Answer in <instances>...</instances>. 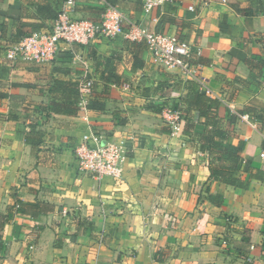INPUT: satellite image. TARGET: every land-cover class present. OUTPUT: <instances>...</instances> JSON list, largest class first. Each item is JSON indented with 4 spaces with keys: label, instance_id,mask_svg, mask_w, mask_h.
Returning <instances> with one entry per match:
<instances>
[{
    "label": "crops",
    "instance_id": "obj_1",
    "mask_svg": "<svg viewBox=\"0 0 264 264\" xmlns=\"http://www.w3.org/2000/svg\"><path fill=\"white\" fill-rule=\"evenodd\" d=\"M43 1L0 0V213L16 200L38 203L13 207L0 230V264H264V68L257 74L248 63L264 59V0H173L150 17L141 0L116 4L199 49L192 61L219 98L222 142L240 147L241 185L210 177L212 167L231 166L209 151L195 105L183 111L191 94L184 80L156 67L143 41L61 43L49 60H8L21 36L51 30L53 20L35 15ZM104 1L74 0L70 16L98 18ZM83 75L93 80L86 112L70 96ZM168 106L183 111L174 135ZM31 123L43 134L36 146L24 139ZM89 127L135 136L120 180L78 170L73 147Z\"/></svg>",
    "mask_w": 264,
    "mask_h": 264
},
{
    "label": "built area",
    "instance_id": "obj_2",
    "mask_svg": "<svg viewBox=\"0 0 264 264\" xmlns=\"http://www.w3.org/2000/svg\"><path fill=\"white\" fill-rule=\"evenodd\" d=\"M172 1L141 0L142 11L144 15L150 17L153 11ZM73 4L74 0H66L49 32L37 31L25 35L8 49L6 58L11 62L17 59L41 62L54 58L61 43L69 46L87 45L101 39H112L122 35L132 41H143L150 54L151 62L156 67L165 71H175L182 80L197 82L206 95L219 99L214 91L203 84L199 76L200 64L192 61L200 51L193 48L187 41L136 22L124 14L117 5L106 1H104L106 8L98 21L72 18L69 10ZM124 86L127 85L124 84ZM92 87L93 80L90 77L83 75L78 80L80 111H87ZM228 112L242 120L248 118V114L238 113L233 108H229ZM181 114V107L168 106L163 109V116L172 135L180 130ZM134 139L135 136L130 135L123 140H118L89 127L81 134L73 147L78 170L96 180L104 177L120 180L123 173L122 162L127 155L129 143ZM260 156H264V151L260 153Z\"/></svg>",
    "mask_w": 264,
    "mask_h": 264
},
{
    "label": "trees",
    "instance_id": "obj_3",
    "mask_svg": "<svg viewBox=\"0 0 264 264\" xmlns=\"http://www.w3.org/2000/svg\"><path fill=\"white\" fill-rule=\"evenodd\" d=\"M31 2L32 1H30L29 3ZM45 2L46 0H44L43 2L35 3L37 4L35 15L36 17H40L43 19L45 18L51 19L54 21L58 17V14L60 13L62 7L60 8L53 7L52 5H49L48 3H45ZM106 2L112 5H116L118 0H106ZM105 8H106V5H103L98 18H94L91 20L98 21L101 18V14L104 12ZM236 9L239 10V8L237 7ZM24 36L25 34L21 36V38ZM255 60H256V65H253L252 63L254 62V59L248 60V63H249V67L251 68V70L253 69L255 73L258 74L260 73L261 68H264V59L257 58ZM184 84L187 88H189V90H191V94L190 95L185 94L183 96V101L187 104V106L183 109V111H186V109L189 108L188 105L190 104L195 105V107L198 110V114L204 117L205 124L209 126V129L207 130L205 134V137L209 139V141H211V144L209 146V151L216 153L215 159L219 162V164H223L227 162L229 166H231V169L229 167L225 171H223L222 169L218 170L212 167L211 172H210V177L219 179L222 182L227 183V184L241 185L242 183L241 179H239V177L235 175V169L239 170L241 166V162H242V158L239 154L240 147L238 145H233L228 142H222V140L226 138L227 131L223 129V127L221 126L222 124H221L220 118L217 116V113L214 109L215 107L219 106V102H220L219 99L206 95L203 91L199 89V86H198L199 84L195 81L184 80ZM70 96L75 98L74 103H73L74 110L78 109L77 83L74 84V91L73 93L71 92ZM56 106H57L56 104L52 103L50 109L52 111H59V109ZM173 107L177 108L179 106H173ZM74 110H69V111L65 110L64 112L74 113L75 112ZM183 111H182V114H183ZM241 113H244V111H242ZM185 119H186V122H190V118L188 116L185 117ZM42 136L43 134L39 129H37L36 124L31 123L29 131H27L24 135V139L26 143L32 146H36L40 144L42 140ZM217 139L219 141H215ZM243 170H245V167H243ZM37 205L38 203H27V202L24 203L22 201L16 200L14 206H17L18 210L22 211L24 209H34ZM14 206H8L6 213H0V230H2L4 224L6 222H9V220L11 219L10 216H11Z\"/></svg>",
    "mask_w": 264,
    "mask_h": 264
}]
</instances>
